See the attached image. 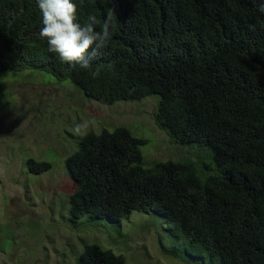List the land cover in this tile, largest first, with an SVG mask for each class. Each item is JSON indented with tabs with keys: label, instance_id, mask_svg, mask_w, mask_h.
Here are the masks:
<instances>
[{
	"label": "trees",
	"instance_id": "obj_1",
	"mask_svg": "<svg viewBox=\"0 0 264 264\" xmlns=\"http://www.w3.org/2000/svg\"><path fill=\"white\" fill-rule=\"evenodd\" d=\"M73 3L82 25L96 16L97 31L112 16L109 44L87 69L49 52L38 0H0V71L46 72L103 104L157 94L155 123L197 149L146 166L144 140L125 127L88 132L64 161L70 216L117 222L154 212L173 225L184 250L175 257L186 264H264V0ZM26 164L33 173L50 168ZM75 264L124 261L90 243Z\"/></svg>",
	"mask_w": 264,
	"mask_h": 264
},
{
	"label": "rangeland",
	"instance_id": "obj_2",
	"mask_svg": "<svg viewBox=\"0 0 264 264\" xmlns=\"http://www.w3.org/2000/svg\"><path fill=\"white\" fill-rule=\"evenodd\" d=\"M157 99L150 94L103 104L46 72L0 71V264H75L90 243L121 255L124 264H186L175 257L184 250L173 225L154 212L133 210L117 222L69 214L74 182L64 161L81 139L73 134L77 123L94 120L88 131L94 133L125 127L144 140L146 166L193 155L197 146L174 142L155 123ZM29 158L50 168L33 173ZM204 259L199 264H219Z\"/></svg>",
	"mask_w": 264,
	"mask_h": 264
},
{
	"label": "clouds",
	"instance_id": "obj_3",
	"mask_svg": "<svg viewBox=\"0 0 264 264\" xmlns=\"http://www.w3.org/2000/svg\"><path fill=\"white\" fill-rule=\"evenodd\" d=\"M38 7L43 25L39 36L47 41L49 52L57 54L62 63L87 69L100 50L108 46L114 32L111 15L105 18L102 30L97 31L95 15L90 14L83 25L78 22L73 0H38ZM258 10L264 13V4ZM95 126L94 120L82 121L75 125L73 134L83 137Z\"/></svg>",
	"mask_w": 264,
	"mask_h": 264
}]
</instances>
